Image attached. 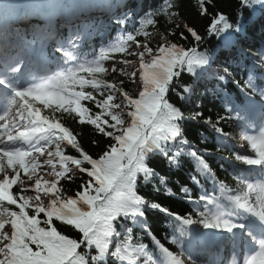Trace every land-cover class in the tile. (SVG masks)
<instances>
[{
  "label": "trees",
  "instance_id": "obj_1",
  "mask_svg": "<svg viewBox=\"0 0 264 264\" xmlns=\"http://www.w3.org/2000/svg\"><path fill=\"white\" fill-rule=\"evenodd\" d=\"M125 5L134 13V25L125 27L134 44L147 50L155 49L163 55L146 65V72L140 74L137 94L130 80L118 71L107 75L89 71L70 78L64 86L72 94H81L85 98L80 102L86 112L81 117L64 107L56 109L51 100L46 101L47 114L61 123L75 146L65 145L62 152L64 158L73 161L77 172L56 176L48 182L52 195L64 201L62 215L28 209L21 203L19 208H11L17 214L14 225L17 239L32 251L31 264H117L106 256L107 247L101 253V249L88 239L100 230L99 226L93 229L96 216L124 208L109 199L116 194L114 187L108 189L103 179L94 177L91 163L97 160H102L112 170L129 167L135 159L138 161L131 165L132 170L143 163L146 166L147 173H137L135 179V191L145 202L143 207H138L143 223L131 227L116 219L112 225L121 245L138 248L144 244L153 255L158 252L142 228L173 256L184 257L183 242L188 238L189 229L178 220L184 222L190 218L201 230L210 232L212 227H205L202 221L214 216L211 206L219 201V189L231 196L243 193L248 197L253 193V187L243 177V172L257 165L254 157L245 154L248 149L251 154L255 153L246 131L259 119L250 114L247 101L251 99L258 103V114L263 117L264 54L258 48L264 46V30H254L253 26L256 17L264 24V0H248L247 3L244 0H75L72 4L64 0H17L14 10L0 5V69L9 65L11 55L2 49L12 51L21 47L16 36L5 32L11 15L17 14L22 20L39 12L52 19L56 14L75 19L83 17L85 8L92 9L90 16L106 9L114 12ZM113 21V18L107 20ZM176 21L181 22L180 27L175 25ZM225 24L244 48V53L239 56L241 65L219 63L226 68L231 81L217 82L215 95H200L204 87L195 76L194 57L207 55L217 60V53L230 51L228 28L219 33ZM71 28L75 30V27ZM117 28L118 24L111 34ZM66 31L64 28L62 36ZM149 34H160L167 41L166 45L148 41ZM255 38L260 42L254 41ZM97 41V38L81 40L78 53L85 55ZM112 52L113 57H122L115 50ZM253 53L261 54L260 58L253 60ZM47 59L51 64L49 70L64 63L58 47H54L52 53L49 50ZM32 63L33 57L27 71L37 73V66L30 68ZM158 69L168 73L167 84L160 80ZM249 71H252L253 79L249 78ZM90 76L120 91L126 97L125 107L129 112L133 104L128 99L136 100L141 116H130L122 133L114 129V122L102 110L94 107L106 103L108 97L100 85L90 83ZM79 80L84 83L79 84ZM157 90L160 95L149 99ZM29 102L42 105L34 99ZM173 112L182 118H176ZM154 115L171 118L179 131L184 152L174 156L175 142L161 129L150 126ZM156 143L162 146L155 148ZM149 147L153 148L148 151ZM172 162L174 167L170 166ZM3 166L13 168L16 164L13 158H5ZM3 188L0 181V190ZM43 191L39 184L27 189L17 182L10 187V193L18 202L31 192ZM152 204L159 207L152 208ZM5 210L10 208L0 202V214ZM42 236L50 237L58 244L64 261L48 252ZM104 242L108 244L106 238Z\"/></svg>",
  "mask_w": 264,
  "mask_h": 264
},
{
  "label": "rangeland",
  "instance_id": "obj_2",
  "mask_svg": "<svg viewBox=\"0 0 264 264\" xmlns=\"http://www.w3.org/2000/svg\"><path fill=\"white\" fill-rule=\"evenodd\" d=\"M6 1L10 2V4H13L14 2V0H6ZM197 8L199 11H201L200 5H197ZM125 14L126 16L130 17L127 12ZM35 23L39 25V28H42V27L44 28L45 26L36 21ZM33 25L34 24H32L31 26ZM175 25L180 27L181 22L176 21ZM94 26H95L94 24L86 23L80 27V30L85 29V28L86 29L93 28ZM102 30L104 31L102 34H100L99 32L96 33L98 37L101 35H104L106 37L107 29L102 28ZM35 32H36L35 38L28 37V39H32V41H35L36 39L41 40L43 39L42 37H45L42 31H38L37 33V31L35 30ZM73 37H81V36L78 35V33H76L74 34ZM25 38L26 37L21 36V38L19 39H21L25 44L26 43L28 44L27 40L26 41L23 40ZM148 40L150 42H153V40H155L161 46H165L167 43L165 38H163L160 34L158 35L152 34L148 36ZM254 41L260 42V40L257 38H255ZM23 42L22 44L25 47V44ZM42 45L45 46L43 43ZM59 45L60 44L58 43L54 44V46H59ZM152 45L153 47H156L155 43L154 44L152 43ZM116 48H117V53H120L126 58L115 59V58L105 57V58H101L97 60L95 65L103 74H108L109 72L118 71V74H121L122 76L130 80L131 84L133 85L132 87L133 90L135 91V93H138L140 91V83H141L140 74L141 73L143 74L146 72V65L149 62H152L157 56V53L159 54V52L155 54V51H156L155 49L147 50L144 46L134 45L133 40L130 36H127V38L122 43L117 45ZM240 51L241 50L238 48V52ZM258 51L261 54H264V46H260L258 48ZM23 53H24L23 57L19 59V61L10 62L9 64L10 66L9 72L11 73L12 76L13 75L17 76V74H19L18 79L13 81L12 77H10L8 79L6 78V79L0 80V90H4L7 92L5 97L9 99L12 105L16 103L20 105L21 107L27 108L28 110L32 108L34 110V112L32 113L33 118L36 119L39 123H42L44 122L45 119L50 118V115L46 113V109H44L43 106L38 107V106L27 105L22 95H18L11 91V86L13 85V83H17L18 81H20V78L22 77L21 69L23 68V65L25 64V60L27 58L32 57L31 54H27V52L25 51ZM260 55L258 53H253L251 54V57L253 60H258L260 58ZM128 56H131L132 60H130ZM221 59L223 60V63H225V65H226V62L232 63L231 65H233L234 63L231 60H227V57L225 55L221 57ZM123 66H131V68L126 72ZM217 71L215 75H212L214 79L217 80V82L230 81V76L228 72L224 71L223 69H221L219 72ZM248 76L250 79H253L252 71H249ZM90 80H91L92 85L94 86H98L100 84V86L106 91V95L108 97V100L106 103L104 104L99 103L95 105L94 107L98 110H102L103 114H106L107 117L111 121L114 122V126H113L114 129L122 133L125 130V128L128 126L130 116H131V112L129 113V111L125 107L126 97L120 91L116 90L114 87L104 84L101 80H98L96 78H90ZM209 88L210 86L206 85L202 89V91L199 92V94L203 95L205 93H210L214 95L215 92H209ZM60 96H63L64 98H66V100L61 101L59 99L61 98ZM81 100L83 99L80 96H72L68 94L65 90L59 89V92L53 97V104L55 108H60V107L65 106L66 110L72 112L74 115L82 116L84 114V110L80 106V103H79V101ZM249 103H250L251 113H253L255 111V104L251 102ZM2 106H4V103H2ZM174 142L176 145H175V148L173 149L174 150L173 154L174 156H176L178 152H183V150L178 140ZM64 145H65V140L61 137H58L57 140L52 142L49 147L46 146L45 150H49L50 148L52 152L51 154H47V153H42V154L45 155L47 160H49V162L52 164V168L45 169L44 171L35 169L25 159L19 158L14 154H10L8 148L2 149L0 147V173L2 174L0 178H1L2 183L12 185L16 183L17 181H19L20 184L24 188H27V189L32 188L37 184H39L42 188H44V191L41 192L40 194L35 195L34 192H31L25 197H22L20 200V203H22L24 207L28 209H32V210H40V211H43L51 215L58 214L62 210L64 202L50 193V190L48 188L49 187L48 182H50L51 179H53L56 176H61V175H66V174H75L77 172V168L73 165V162L61 156V150L64 147ZM4 155L11 156L14 159L15 163H17L16 167L4 168L3 167ZM58 162L62 164V166L57 165ZM21 164H24L26 166V169L28 172H23V173L20 172L19 169H20ZM33 199H50L51 202L46 206L40 203L30 206L28 202ZM257 199H258L257 202L259 203V205L261 204L263 208V210L258 211L257 214L262 216L264 215V202L261 201V198L258 196H257ZM250 203L252 206H256L255 201H251ZM16 217L17 215L12 212L10 213L4 212L1 214L0 234L2 230H5V237L7 235V237L9 238L3 239L2 242L6 243L7 246L9 245L8 247H12L18 250L24 249L25 255L23 259H21V257H17V255H14L13 259L21 260V263H19V262H15L12 259H6L5 254L2 253L3 251H0V257H1L0 264H28L27 260H28L29 255L31 254L30 250L25 247H19L13 235L12 229L14 227L13 225H14V220ZM217 230H218L217 227H213V230L209 234L213 235L214 237H217L218 235L221 234V232H218ZM227 235H230V234H227ZM111 245L112 243L110 241V246ZM190 249L191 248H189V250ZM143 250L144 249H142V251ZM189 253L193 255L191 250L189 251ZM108 255L110 259H113L116 257V254L113 253L112 250L108 251ZM179 260H182V259H179ZM210 260H211V256L208 257L207 261L202 259L201 261H199V263L187 262V260H182V261L183 263L187 262L186 264H204V263L211 264Z\"/></svg>",
  "mask_w": 264,
  "mask_h": 264
},
{
  "label": "bare ground",
  "instance_id": "obj_3",
  "mask_svg": "<svg viewBox=\"0 0 264 264\" xmlns=\"http://www.w3.org/2000/svg\"><path fill=\"white\" fill-rule=\"evenodd\" d=\"M17 2V1H16ZM257 25L254 27V30H261L262 29V23L261 22H256ZM36 27H39L36 24ZM25 31H29L27 28L24 27ZM36 31L38 33L39 28H36ZM125 49V48H124ZM227 57V60H231L235 62L239 56L235 53L232 55H225ZM226 60V61H227ZM221 63H223V60H221ZM225 64V63H223ZM227 65H231L232 63L226 62ZM224 67V66H222ZM124 70L127 72L131 66H123ZM224 71L227 72V70L224 69ZM229 74V73H228ZM230 76V75H229ZM231 79V78H230ZM59 98L61 101H65L66 98L63 96H60ZM2 103H5V106H2ZM0 115L2 116V120H0V147L2 149H9L10 153L16 155L19 158L25 159L33 168L39 169L40 171H44L45 169H51L52 164L47 160L45 155L42 153H47L51 154V149L49 150H40L39 147H34L36 146V142L38 138H31L28 140H20L18 138L19 134L18 131L19 129L25 128V129H30V128H35L39 126L40 124L34 120L32 116V110H28L25 107H21L20 105L14 103L13 105L9 102L8 99H4L0 96ZM4 119V120H3ZM8 138H12L11 142H8ZM58 137H51L50 139L48 138H43L41 142L44 143V149L46 146H50V144L54 141L57 140ZM174 151V150H173ZM57 165L62 166L59 162ZM175 163H171V167H174ZM107 180V179H106ZM114 180V179H113ZM51 202L50 199H33L30 200L28 203L30 206L34 204H42V205H48ZM113 213V212H111ZM143 223V222H142ZM142 230L145 232L146 230L142 228ZM0 251H3L2 253L5 254L6 259H12L15 262L21 263V260H15L13 259L14 255H17V257H21L23 259L24 257V249H15L12 247H8L6 243L2 242L3 239H6L5 237V230L1 231L0 234ZM50 246V245H48ZM118 241L115 240V242L109 247L110 250H112L113 253H117L116 248L118 247ZM228 248H224L222 250V253L227 251ZM128 255V254H127ZM129 258H131V255H128ZM222 260V256H218L214 259L212 262L213 264H219L220 261ZM125 264H130V262H126Z\"/></svg>",
  "mask_w": 264,
  "mask_h": 264
},
{
  "label": "snow or ice",
  "instance_id": "obj_4",
  "mask_svg": "<svg viewBox=\"0 0 264 264\" xmlns=\"http://www.w3.org/2000/svg\"><path fill=\"white\" fill-rule=\"evenodd\" d=\"M248 0H244V3H247ZM229 25L225 24L223 25V27H221L219 29V33L224 31L226 28H228ZM217 33V34H219ZM203 60L200 61V63H202ZM162 146V144L160 143H156L154 145L155 148H160ZM153 148V147H149L148 151ZM147 168L144 165V163L142 164L141 167L137 168L136 170H132L129 172L128 170L122 171L120 173L119 176L116 177V184L114 185V190H115V196L114 197H110L109 199L114 201L116 204L123 206V207H128L131 206L134 209H138V206L141 204V197H139L135 191V179L138 178L137 173H147ZM127 173V174H126ZM133 177L134 179H132L131 181L129 180V177ZM124 187H121V186ZM152 208H158L159 205L158 204H152L151 205ZM142 214V213H141ZM205 225V227H220V228H224V229H228L230 228V225L228 223H223L221 224L219 222V217L213 216L210 220H203L202 221ZM185 224H191L193 223V221L189 218V219H185L184 220ZM109 233H107L104 229H100L97 234L92 235L90 237H88L90 242H93L96 246V248L101 249V253L103 252V248L107 247L108 245L104 242V236L108 235ZM81 235H84L83 233H81ZM6 238L7 237L6 235ZM172 243H176L175 240L172 241ZM136 251H142V246L141 248H137ZM164 251L170 256L172 257L173 260H175L176 264H183V261L177 259L175 256H173V254L171 252H169L167 249H164Z\"/></svg>",
  "mask_w": 264,
  "mask_h": 264
},
{
  "label": "clouds",
  "instance_id": "obj_5",
  "mask_svg": "<svg viewBox=\"0 0 264 264\" xmlns=\"http://www.w3.org/2000/svg\"><path fill=\"white\" fill-rule=\"evenodd\" d=\"M64 2H66L68 4H72V3L75 2V0H64ZM91 11H92V9H90V8H85L84 9L83 17L82 18H78V19H81V23H84V22H88V23L95 22L94 20L88 19V14ZM157 71H158V75H159L160 80L162 82H164L165 84H167V75H168V73L165 72L163 69H158ZM159 95H160V90H157V92L153 93L152 96L149 97V99H153L154 97L159 96ZM128 171L130 172L131 168H129Z\"/></svg>",
  "mask_w": 264,
  "mask_h": 264
}]
</instances>
